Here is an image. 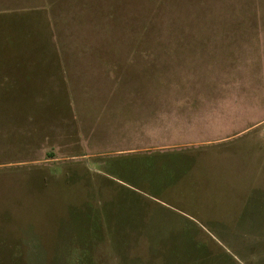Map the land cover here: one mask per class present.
I'll list each match as a JSON object with an SVG mask.
<instances>
[{
	"label": "rangeland",
	"instance_id": "1",
	"mask_svg": "<svg viewBox=\"0 0 264 264\" xmlns=\"http://www.w3.org/2000/svg\"><path fill=\"white\" fill-rule=\"evenodd\" d=\"M0 264H264V0H0Z\"/></svg>",
	"mask_w": 264,
	"mask_h": 264
}]
</instances>
